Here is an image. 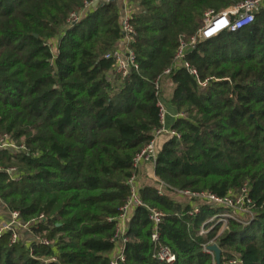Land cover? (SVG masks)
I'll return each instance as SVG.
<instances>
[{
    "label": "trees",
    "instance_id": "1",
    "mask_svg": "<svg viewBox=\"0 0 264 264\" xmlns=\"http://www.w3.org/2000/svg\"><path fill=\"white\" fill-rule=\"evenodd\" d=\"M91 1L0 0V138L26 148L0 150V200L24 222L47 219L31 228L29 246L0 235V264H110L133 158L158 125L155 78L207 10L244 0H131L138 69L125 78L111 74L106 57L121 38L116 0L66 26ZM186 60L208 82L200 86L184 68L167 77L171 108L183 114L172 124L181 138H166L159 149L154 173L168 186L163 194L143 186L139 195L163 214L161 238L176 255L173 264H215L203 250L207 239L220 248V264H264V3L249 25L198 43ZM244 186L253 218L236 216L206 237L198 235L201 222L233 211L172 196L191 190L237 198ZM195 206L199 212L190 213ZM151 231L146 211L136 208L120 264H160Z\"/></svg>",
    "mask_w": 264,
    "mask_h": 264
},
{
    "label": "built area",
    "instance_id": "2",
    "mask_svg": "<svg viewBox=\"0 0 264 264\" xmlns=\"http://www.w3.org/2000/svg\"><path fill=\"white\" fill-rule=\"evenodd\" d=\"M95 1L100 2L101 0L85 2L83 8L79 12L71 13L66 21V26H72L84 17L93 7L92 3ZM263 3L264 0H244L218 13L213 10H207L204 13L202 26L196 31V33L187 40L183 38L180 39L172 66L164 69L162 73L155 78L154 90L158 112V125L153 128L151 139L133 158L135 173L127 180L129 195L123 206L120 208L121 212L115 221V232L112 238L114 250L110 257V264H120L126 261L125 248L128 241L126 231L128 229L131 216L136 208H142L146 211L147 220L152 225L150 240L153 246V260L160 264H173L176 261L175 253L169 246L162 242L160 231L163 221L162 212L145 204L139 195L137 187L135 186L136 172L141 165L149 164L154 170L159 153L158 143L160 139L175 138L179 140L181 138L180 133L176 129L172 128L169 120L171 119L173 123L177 118H182L183 115L181 113L171 112L170 102L167 101L162 92L164 81L174 69L184 68L195 77L200 86H205L208 80H199L197 70L186 60L187 51L193 49L198 43L211 39L222 32L237 31L249 25L253 21L256 11ZM120 10L119 27L121 38L119 41H121L123 49H114L112 52L107 54L106 57L113 60V69L111 74L118 75L120 78H125L132 70L138 69L135 53L131 48V44L134 43L136 36V31L131 19L136 11V8L131 0H126ZM57 41V38H54L47 42V46L50 48L52 53L56 52L55 48ZM0 150L23 152L26 148L24 145H16L9 138V136L3 135L0 138ZM6 171L12 176L13 180L16 179L14 175L16 171L15 168H9ZM156 187L157 194L162 195L163 190L165 191V188L168 186L156 179ZM174 193L178 197L198 200L199 202H203L205 204L228 208L231 210H236L238 208L241 210V207L243 208L241 212H243L249 220L253 218V213L248 206L254 204L248 195L247 186L242 188L239 198H234L231 195L221 197L215 193L207 191L174 190ZM198 212L199 208L195 206L190 213L196 214ZM9 214L8 220L0 221V235L9 232L11 243L20 241L21 233L23 231L31 232V228L36 226L37 223L45 222L47 220L43 214H39L36 218L24 222L21 220L18 211H9ZM229 219L238 220L234 211L233 213L227 211L216 213L208 220V222L211 224V228L213 225L216 226L217 224L224 228ZM37 242L44 245H50L48 240L45 238L37 237ZM212 244L216 243L213 241L207 243L203 246V250L205 253L212 255L214 259L213 252L207 250V247Z\"/></svg>",
    "mask_w": 264,
    "mask_h": 264
},
{
    "label": "crops",
    "instance_id": "3",
    "mask_svg": "<svg viewBox=\"0 0 264 264\" xmlns=\"http://www.w3.org/2000/svg\"><path fill=\"white\" fill-rule=\"evenodd\" d=\"M116 1H117L120 9L122 8V6L126 2V0H116ZM114 49H116V50H122L123 49V45H122L121 41L118 40ZM169 85L171 87L173 86L171 81L166 79L164 81V84H163V95L167 99V101L171 97V94L169 92V90H170ZM172 90H173V88H172ZM171 112H173V113L175 112L173 108H171ZM169 122L171 125L173 124L171 119L169 120ZM164 140H165L164 138L160 139V141L158 143L159 149H161ZM154 180L156 181V177H155V173H154L153 168L149 164H144V165H141L140 168L136 172L135 186L137 187L138 191L143 186L155 187L156 183ZM5 208L3 207V205L0 202V221H4V220L9 219V215H10L9 210L7 208L6 209ZM32 238L33 237H32L31 232L23 231L21 233V241L28 246H29L30 242H32Z\"/></svg>",
    "mask_w": 264,
    "mask_h": 264
},
{
    "label": "rangeland",
    "instance_id": "4",
    "mask_svg": "<svg viewBox=\"0 0 264 264\" xmlns=\"http://www.w3.org/2000/svg\"><path fill=\"white\" fill-rule=\"evenodd\" d=\"M136 7V6H135ZM137 8V7H136ZM58 40V39H57ZM170 86V85H169ZM172 88H173V86L171 87L170 86V90H169V92H170V94L172 95V92H173V90H172ZM183 115V114H182ZM185 116V115H184ZM157 179V178H156ZM158 180V179H157ZM155 181V180H154ZM161 182H163V181H161ZM155 183H156V181H155ZM164 183V182H163ZM165 184V183H164ZM163 192H164V190H163ZM173 196V198H174V200H176V201H179V202H184L185 201V199L184 198H182V197H178V196H176V195H172ZM238 198L240 197V196H237ZM0 202H1V204L3 205V207L5 208L6 207V205L0 200ZM240 207V206H239ZM7 208V207H6ZM5 208V209H6ZM240 209L241 210H243V208H241L240 207ZM233 210V209H232ZM241 210H239V208L238 209H236V210H233L234 212H235V216H240V217H242L243 219H246V216L244 215V213L243 212H241ZM237 214H241V215H237ZM212 217V216H211ZM211 217H209L208 219H206V221H203V222H201V224H200V227H199V231H198V235H200V236H203V237H206V235H207V233L211 230V224L208 222V220L211 218ZM212 225H213V223H212ZM218 225V224H217ZM216 225V226H217ZM215 225H213V227H216ZM212 227V228H213ZM225 229V227L223 228V227H219L218 228V230H217V232H219V234H221L222 232H223V230ZM207 239V238H206ZM213 239H207V242L209 243V242H211ZM226 264H229V263H226Z\"/></svg>",
    "mask_w": 264,
    "mask_h": 264
},
{
    "label": "water",
    "instance_id": "5",
    "mask_svg": "<svg viewBox=\"0 0 264 264\" xmlns=\"http://www.w3.org/2000/svg\"><path fill=\"white\" fill-rule=\"evenodd\" d=\"M106 1L107 0H102L100 2L95 1V2L92 3V6L95 7V6L101 5L104 2H106ZM207 250L213 252L215 263L216 264H220L221 252H220V248L218 247V245L212 244V245L207 247Z\"/></svg>",
    "mask_w": 264,
    "mask_h": 264
}]
</instances>
